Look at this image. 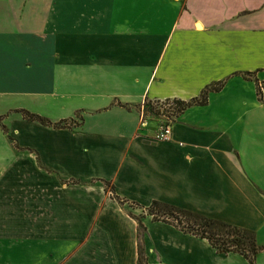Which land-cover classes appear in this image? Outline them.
<instances>
[{"label": "crops", "instance_id": "crops-1", "mask_svg": "<svg viewBox=\"0 0 264 264\" xmlns=\"http://www.w3.org/2000/svg\"><path fill=\"white\" fill-rule=\"evenodd\" d=\"M221 82L175 118L171 141L154 139L145 103L188 102ZM257 84L264 0H0V116L19 120L7 126L18 149L0 131V264H138V222L103 182L141 207L159 201L245 229L264 247ZM142 225L147 264H249L151 217Z\"/></svg>", "mask_w": 264, "mask_h": 264}, {"label": "trees", "instance_id": "trees-1", "mask_svg": "<svg viewBox=\"0 0 264 264\" xmlns=\"http://www.w3.org/2000/svg\"><path fill=\"white\" fill-rule=\"evenodd\" d=\"M224 86V82L215 84L209 88H206L201 95L188 102H182L178 100L172 101L174 105L175 115L178 117L186 109L193 106H204L207 103V98L210 93L219 92ZM261 89H264V84H257V94L261 99ZM143 109L144 115L155 117L157 113L153 110L149 103H145L140 110ZM11 113L20 114L23 119L30 122H37L45 127H51L54 129H72L79 127L77 123L78 116L75 119L65 120L58 123H52L46 118L31 114L25 110H14ZM8 115L0 116V131L8 137V139L14 144L15 140L9 136L8 127L3 123ZM82 121V120H80ZM15 148L18 146L14 144ZM105 191L111 193L112 199L119 204L124 205L127 202L116 196L113 186L107 182H103ZM129 207L132 209L143 210L144 214L152 218L154 222H162L171 226H174L185 234L192 235L194 237L206 240L209 245L215 249L218 254L228 255L230 253L238 254L246 259L249 264H255L256 256L264 252V247H260L257 244L256 237L251 232L226 224L217 220L209 219L204 216L181 210L177 207L161 203L159 201H153L148 207H140L138 204H132ZM138 222V264H147V258L145 255V248L142 242L144 233V227L140 220ZM141 230L143 233L141 234Z\"/></svg>", "mask_w": 264, "mask_h": 264}, {"label": "built area", "instance_id": "built-area-1", "mask_svg": "<svg viewBox=\"0 0 264 264\" xmlns=\"http://www.w3.org/2000/svg\"><path fill=\"white\" fill-rule=\"evenodd\" d=\"M154 107V111L157 116L154 118L157 120V130L154 135V139L159 142H169L172 138L171 125L173 124L176 115L174 110V105L172 101H160L151 104ZM144 122L141 123L144 126Z\"/></svg>", "mask_w": 264, "mask_h": 264}, {"label": "rangeland", "instance_id": "rangeland-1", "mask_svg": "<svg viewBox=\"0 0 264 264\" xmlns=\"http://www.w3.org/2000/svg\"><path fill=\"white\" fill-rule=\"evenodd\" d=\"M160 102V101H159ZM153 103H156V102H151V103H149L150 104V106L152 107V105L151 104H153ZM153 108V110L155 109L154 107H152ZM17 121L19 122V120L18 119H16V117H9L8 118V123H7V126H9V128H11L12 130L13 129H19V125H18V123H17ZM18 135V134H17ZM21 137V136H20ZM19 137V138H20ZM17 139V137H14V135H12V139ZM110 194V196H111V199H112V195H111V193H109ZM120 198V197H119ZM122 200H124V201H126L127 203L126 204H124V205H121V204H119L117 201V203L120 205V206H123V207H125V208H127V209H129L130 207H129V204H131L130 206H133L132 204H138V203H136V202H131V200H129V199H123V198H121ZM113 200V199H112ZM115 201V200H114ZM141 207V206H140ZM142 207H144V206H142ZM132 208H134V207H132ZM132 208H130L129 209V213H127L128 214V216H129V218H131L132 220H135V221H137V220H140V222L142 223V219L143 218H146L147 217V214H144L143 213V210H140V209H138V210H136V209H132ZM144 208H146V207H144ZM149 217V216H148ZM154 222V221H153ZM138 233H139V230H138ZM143 233V230H141V234ZM23 234H25V233H23ZM27 236H28V234H26ZM138 242H139V240H138Z\"/></svg>", "mask_w": 264, "mask_h": 264}]
</instances>
